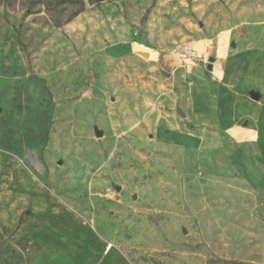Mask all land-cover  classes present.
<instances>
[{
  "label": "rangeland",
  "instance_id": "1",
  "mask_svg": "<svg viewBox=\"0 0 264 264\" xmlns=\"http://www.w3.org/2000/svg\"><path fill=\"white\" fill-rule=\"evenodd\" d=\"M48 247L264 264V0H0V264Z\"/></svg>",
  "mask_w": 264,
  "mask_h": 264
},
{
  "label": "crops",
  "instance_id": "2",
  "mask_svg": "<svg viewBox=\"0 0 264 264\" xmlns=\"http://www.w3.org/2000/svg\"><path fill=\"white\" fill-rule=\"evenodd\" d=\"M228 52V50H227ZM227 55V54H226ZM51 250H53L52 248H47L44 252L38 254L37 256H35L34 258H32L28 264H37L35 262H37L38 260H40L41 262L39 264H53L52 263V259L49 257L52 253H51ZM87 250V249H86ZM88 252V251H86ZM105 256H103L98 264H102L103 261L105 260V257L109 254L108 253V250H106L105 252ZM70 264H80V262H78V259L75 258L74 260L73 259H70Z\"/></svg>",
  "mask_w": 264,
  "mask_h": 264
},
{
  "label": "built area",
  "instance_id": "3",
  "mask_svg": "<svg viewBox=\"0 0 264 264\" xmlns=\"http://www.w3.org/2000/svg\"><path fill=\"white\" fill-rule=\"evenodd\" d=\"M195 55L194 51H187L183 54V56L190 61L191 63H193V56ZM110 248V244L107 245L106 249Z\"/></svg>",
  "mask_w": 264,
  "mask_h": 264
},
{
  "label": "water",
  "instance_id": "4",
  "mask_svg": "<svg viewBox=\"0 0 264 264\" xmlns=\"http://www.w3.org/2000/svg\"><path fill=\"white\" fill-rule=\"evenodd\" d=\"M213 60H214V58L211 57V58H210V62L213 61ZM251 97H252L253 99H258V98H259V95H258L257 93H255V92H253V93H251ZM97 135L100 136L101 133H100V132H97Z\"/></svg>",
  "mask_w": 264,
  "mask_h": 264
},
{
  "label": "trees",
  "instance_id": "5",
  "mask_svg": "<svg viewBox=\"0 0 264 264\" xmlns=\"http://www.w3.org/2000/svg\"><path fill=\"white\" fill-rule=\"evenodd\" d=\"M88 3L92 4V3H100L102 1H105V0H86Z\"/></svg>",
  "mask_w": 264,
  "mask_h": 264
}]
</instances>
